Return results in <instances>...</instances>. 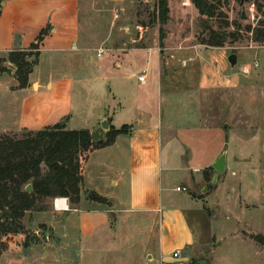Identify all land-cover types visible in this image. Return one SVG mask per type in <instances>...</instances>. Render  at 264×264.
Masks as SVG:
<instances>
[{"label": "rangeland", "instance_id": "1", "mask_svg": "<svg viewBox=\"0 0 264 264\" xmlns=\"http://www.w3.org/2000/svg\"><path fill=\"white\" fill-rule=\"evenodd\" d=\"M79 1L80 46L90 51L82 55L86 60L83 75L90 79L74 83L70 98L73 110L66 128L97 127L99 113L110 98V85L114 89L121 81L115 76L117 72L131 70L130 92L144 98L137 75L146 67L147 73L154 70L157 80H151L153 88L157 89L158 82L163 94L168 95L163 119L176 121L172 124L176 126L174 137L165 133L163 139L160 179L164 192L180 198L194 197L199 210L188 214L197 235L211 236L208 244L195 246L192 263L207 257L215 264H264V246L254 238L264 235V41L256 39L255 34L264 22V0H245L243 5L241 0H209L212 17L202 15L193 0H167L166 21H162L159 0H125L121 4ZM208 28L228 35L223 46L202 43ZM100 49L102 57L96 55ZM25 52L30 60L37 58V50ZM232 53L238 57L234 67L228 61ZM9 54H0V70L4 68L2 74H8L0 78V126L19 120L32 123L67 106L66 100L56 105L47 96L12 91L18 81L11 77H15L16 68L9 62ZM104 58L112 60L111 68L109 64L106 67L110 80L96 81L97 62ZM256 62L258 67H254ZM252 66L248 73L243 71ZM53 70L67 71V65L55 54L45 53L35 74L45 79ZM40 102L42 109L38 107ZM64 119L67 116L58 123ZM112 126L109 123L105 134ZM28 130L38 129L24 127L0 134L22 137ZM223 151H227V168L213 184L216 170L212 164ZM168 160L176 164L183 160L191 183L184 171L168 169ZM117 179L112 168L94 169L86 180L89 194L96 190L106 201L91 195L94 201L80 204L77 211L65 215L79 218L94 207L108 206L110 201L119 207L125 205V187L122 182L113 184ZM187 183L185 191L168 189ZM57 198L45 199L42 211L27 212L22 232L2 237L8 247L0 251V264H140L151 243V224L142 213H133L132 218L112 213L107 227L78 243L76 233L68 238L61 224L58 234H49L50 211ZM193 213L200 215L197 218ZM67 239L69 247L65 250Z\"/></svg>", "mask_w": 264, "mask_h": 264}, {"label": "crops", "instance_id": "2", "mask_svg": "<svg viewBox=\"0 0 264 264\" xmlns=\"http://www.w3.org/2000/svg\"><path fill=\"white\" fill-rule=\"evenodd\" d=\"M110 1L114 4H121L125 0ZM79 2V0H0V54L3 57L13 50L29 49L31 44L37 41L41 30L47 29L40 45L38 64L35 65L29 76V85L19 89L17 82L12 87V91L31 92L33 97L47 96L56 105L61 104L64 100L67 101L66 107H59L52 115H45L32 123L19 120L14 125H1L0 132H16L24 127L32 129L53 127L64 116H67L65 126L70 122V114L73 110L70 98H72L71 94L73 95L74 83L76 80L86 82L90 79L86 74L83 75L85 72L83 65L86 60L82 55L83 53L88 55L90 51H85L80 46L81 6ZM48 52L55 54L57 60H63L67 65V71L56 72L53 70L54 73L50 72L44 79L42 76H36L35 71L40 66V58ZM151 54L153 55L151 60L155 63V55L152 51ZM96 55L102 57L104 53L99 55L98 50ZM111 63V59L108 61L105 58L98 60V71L94 80H110L106 67L109 64L111 68ZM146 68H143L137 75L139 79L143 70L147 74L145 82L139 80L144 98L139 96V93L134 95L130 92L132 89L129 83L133 78L131 70L124 69L122 73L115 74L121 81H117L114 89L110 85V98H108L105 110L99 113L97 127L86 129L93 133L103 120L108 119L114 128L119 129L128 125L130 126L129 131L117 135L112 144L93 150L94 152L92 151L83 161L84 182L80 203L69 209L70 205L67 200L68 208L57 209L53 201L49 228L53 227V233L58 234L59 224L64 225L67 237L75 232V237L80 243L83 237H90L98 230L107 227L113 216L112 213H117L122 218H132L130 215L133 213H142L151 224V243L141 256L140 264H193L195 246L199 243L208 244L211 236L198 237L197 235L198 229L195 228L192 216L190 218V214H188L193 210L197 212L199 210L194 197L180 198L164 192L160 179L163 139L165 133L170 134L169 138L174 137L172 134H174L176 126L172 124L176 121L169 119L164 121L163 109L168 104V95L163 94L161 84L158 82L157 89L153 88L155 86L154 83L151 84V80H157L156 73L154 70L147 73ZM2 75L7 76L8 74H1L0 78ZM11 77L16 79L14 75ZM117 78L116 80H118ZM128 92L132 95L130 96ZM38 107L43 108L41 102ZM24 111L25 108L23 114ZM33 123L35 124L30 125ZM97 153L99 154L96 155ZM217 159L216 157L214 162ZM181 163L176 164L168 160L167 168L173 171L176 169L184 171V177L189 180L187 170H183L187 166L183 167ZM108 168L115 170L118 175V179L113 180V184L122 182L125 187V197H127L125 205L119 207L110 201L108 206L94 207L91 209L92 212L85 213L79 218L69 214L65 215L67 212L77 211L80 204L94 201L91 199V195L104 196L96 190H93L95 193L89 194L90 189L86 180L93 174L94 169L107 170ZM186 185L188 183L183 186ZM178 186L168 187V189L179 191L177 190ZM62 214H64L63 218L56 219ZM199 215L196 217L198 218ZM12 247L10 249H13ZM68 247L67 239L65 250ZM178 250L180 254L175 257L174 253ZM208 260L207 257L201 258L197 264H201V261H205L206 264H215L214 260L210 262Z\"/></svg>", "mask_w": 264, "mask_h": 264}, {"label": "trees", "instance_id": "3", "mask_svg": "<svg viewBox=\"0 0 264 264\" xmlns=\"http://www.w3.org/2000/svg\"><path fill=\"white\" fill-rule=\"evenodd\" d=\"M193 2L202 15L214 16L209 0ZM159 9L162 21H166L167 0H159ZM46 32V28L41 30L37 41L28 49L37 50L35 60H30L25 50H13L9 54L8 60L16 68L19 88L29 85V76L38 64L39 49ZM255 34L256 39L264 41V22ZM227 37L223 32L208 28L202 43L223 46ZM5 71L1 68L0 75ZM127 126L119 129L112 126L105 139L99 141L94 140L88 129H66L59 123L53 127L28 130L22 137L0 134V251L8 247L2 237L22 232V219L27 212L44 210L41 205L45 199L65 197L70 206L76 207L81 201L84 182L83 161L93 150L112 144L117 135L128 132ZM29 183L33 185L32 192L26 190ZM94 198L106 201L98 194ZM254 238L264 246V235L256 234Z\"/></svg>", "mask_w": 264, "mask_h": 264}, {"label": "water", "instance_id": "4", "mask_svg": "<svg viewBox=\"0 0 264 264\" xmlns=\"http://www.w3.org/2000/svg\"><path fill=\"white\" fill-rule=\"evenodd\" d=\"M245 2V0H241V4L243 5ZM237 54L236 53H232L228 56V61L230 62L231 67H234L237 64ZM67 122V119H64L63 121H61L59 124L61 126H65ZM109 120H103L101 122V126H99L95 131H93V138L95 141H99L102 139H105V130L109 129ZM228 125V124H226ZM226 160H227V151H223L222 154L218 157V159L213 162L212 166L214 167V169L216 170V173L214 175L213 178V184L217 183L218 180V176L221 172H224L226 170ZM26 190L28 192H32L33 191V185L31 183L27 184L26 186ZM90 194H93V192H91ZM6 215H10L9 212L5 213ZM53 227L49 228V234L52 235L53 234ZM201 264H206L205 261H201Z\"/></svg>", "mask_w": 264, "mask_h": 264}, {"label": "built area", "instance_id": "5", "mask_svg": "<svg viewBox=\"0 0 264 264\" xmlns=\"http://www.w3.org/2000/svg\"><path fill=\"white\" fill-rule=\"evenodd\" d=\"M102 54H103V49H100L99 50V55H102ZM258 65L259 64L256 62L254 64V67H258ZM250 68L252 69L253 66L252 67H245L243 71L245 73H248L250 71ZM146 77H147L146 71H143V72H141V74L139 76V80L141 82H145ZM177 190H179V191H185V190H187V188L185 186H178L177 187ZM54 202H55V206H56L57 209H66V208H68L67 198H65V197L57 198ZM179 254H180V251L179 250L174 253L175 257H178Z\"/></svg>", "mask_w": 264, "mask_h": 264}]
</instances>
